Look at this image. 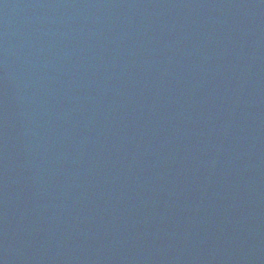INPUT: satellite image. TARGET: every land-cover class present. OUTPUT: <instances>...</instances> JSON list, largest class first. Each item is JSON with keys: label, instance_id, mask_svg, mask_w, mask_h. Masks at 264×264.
<instances>
[{"label": "water", "instance_id": "water-1", "mask_svg": "<svg viewBox=\"0 0 264 264\" xmlns=\"http://www.w3.org/2000/svg\"><path fill=\"white\" fill-rule=\"evenodd\" d=\"M0 264H264V0H0Z\"/></svg>", "mask_w": 264, "mask_h": 264}]
</instances>
